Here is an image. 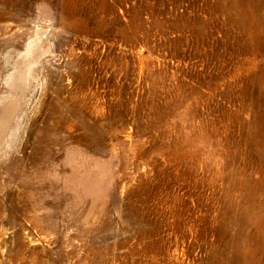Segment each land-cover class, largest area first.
<instances>
[{"label": "rangeland", "instance_id": "obj_1", "mask_svg": "<svg viewBox=\"0 0 264 264\" xmlns=\"http://www.w3.org/2000/svg\"><path fill=\"white\" fill-rule=\"evenodd\" d=\"M0 264H264V0H0Z\"/></svg>", "mask_w": 264, "mask_h": 264}, {"label": "trees", "instance_id": "obj_2", "mask_svg": "<svg viewBox=\"0 0 264 264\" xmlns=\"http://www.w3.org/2000/svg\"><path fill=\"white\" fill-rule=\"evenodd\" d=\"M148 92L146 90V93ZM142 104L147 108V113L146 116H141L139 119L135 118L136 137L150 139L149 144L151 146L167 139V141H170L171 150L182 146L187 136V127L180 124L176 117L178 114L175 112V108L182 106L180 97L174 93H161L156 100L148 101L145 95ZM173 173L174 171H171L170 175L173 176Z\"/></svg>", "mask_w": 264, "mask_h": 264}]
</instances>
